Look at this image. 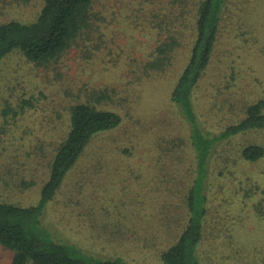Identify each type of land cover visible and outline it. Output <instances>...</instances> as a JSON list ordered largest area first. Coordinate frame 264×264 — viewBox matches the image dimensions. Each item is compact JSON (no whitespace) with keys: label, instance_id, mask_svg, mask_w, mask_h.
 <instances>
[{"label":"rangeland","instance_id":"rangeland-1","mask_svg":"<svg viewBox=\"0 0 264 264\" xmlns=\"http://www.w3.org/2000/svg\"><path fill=\"white\" fill-rule=\"evenodd\" d=\"M95 1L103 17L98 25L48 65H32L18 49L0 60V200L38 206L29 232L73 246L72 253L88 261L164 264L160 253L187 222L186 195L202 174L188 139L190 123L171 96L188 43L165 72L141 74L138 67L156 42L151 23L169 14V0ZM42 2L0 0V21H30ZM182 2L190 16L194 0ZM98 35L103 45L96 48ZM105 89L101 107L120 113L121 122L94 136L55 195L43 200L69 106L78 93ZM257 99H264V0H223L192 110L205 130L218 133ZM250 142L264 145V128L213 147L197 264H264V157L238 156ZM239 181L252 190L240 191ZM12 257L0 244V264Z\"/></svg>","mask_w":264,"mask_h":264},{"label":"trees","instance_id":"trees-1","mask_svg":"<svg viewBox=\"0 0 264 264\" xmlns=\"http://www.w3.org/2000/svg\"><path fill=\"white\" fill-rule=\"evenodd\" d=\"M182 3V0H169V14L165 19L151 23L157 29L156 42L147 54V60L138 67L139 72L146 75L165 72L175 60L176 50L188 43L184 64L171 96L180 104L190 123L188 139L195 153L196 167L199 166L202 174L194 177L186 195L187 222L160 253L164 264H197L196 248L203 235L206 202L204 183L209 175L208 161L213 147L231 140L237 133L264 128V99L247 104L244 116L218 133L202 127L192 110L191 93L211 62L223 0H194L190 16L186 15L188 11ZM102 18L96 10L95 0H43L38 13L30 21H0V60L18 49L32 65L46 66L69 47L83 41L84 35L92 32L98 25L96 21ZM100 40L101 35H98L94 47L103 45ZM91 92L84 97L78 93L76 101L69 106L66 131L54 147L48 176L41 187L43 200L55 195L64 175L77 162L92 138L122 120L120 113L101 107V96L108 97L107 89ZM238 153L242 161H256L264 157V145L246 143L239 147ZM221 157L228 159L224 155ZM238 183L240 191L252 190L244 187L242 182ZM37 212L39 207L35 205L24 206L0 200V244L13 251L11 264H130L120 259L88 261L73 254V246L31 234L27 224L30 218L36 224Z\"/></svg>","mask_w":264,"mask_h":264}]
</instances>
